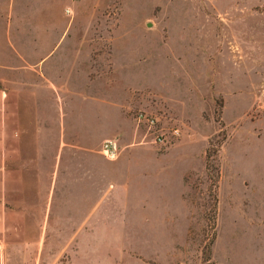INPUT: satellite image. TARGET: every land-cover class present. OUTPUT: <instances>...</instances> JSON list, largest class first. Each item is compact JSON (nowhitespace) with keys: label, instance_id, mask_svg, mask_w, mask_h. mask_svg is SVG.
I'll list each match as a JSON object with an SVG mask.
<instances>
[{"label":"rangeland","instance_id":"1","mask_svg":"<svg viewBox=\"0 0 264 264\" xmlns=\"http://www.w3.org/2000/svg\"><path fill=\"white\" fill-rule=\"evenodd\" d=\"M25 1L32 5L20 13L23 30L53 22L57 53L73 20L79 35L69 37L82 41L81 54L89 50L90 88L102 89L113 59L114 86L139 85L135 107L164 114L180 134L159 147L141 129L120 142L113 161L62 148L66 173L94 162L97 225L88 222L64 244L70 228L42 227L41 181H24L27 190L7 206L23 224L9 219L0 228V264H264V0ZM20 2L13 0L12 25ZM16 36L3 35L2 50L14 59L7 43L24 47ZM0 76V89L9 88V72ZM82 128L74 137L92 145L117 129ZM56 134L73 142L69 127ZM119 158L130 161L124 171ZM113 181L114 191L131 188L120 211Z\"/></svg>","mask_w":264,"mask_h":264},{"label":"crops","instance_id":"2","mask_svg":"<svg viewBox=\"0 0 264 264\" xmlns=\"http://www.w3.org/2000/svg\"><path fill=\"white\" fill-rule=\"evenodd\" d=\"M30 4L21 0L15 5L16 21L12 25L13 0H0V75L5 71L10 74L9 88L0 89V228L9 219H14L17 225L22 226L21 213L10 211L8 202L13 197L22 196L23 189L27 190L24 181H41L37 191L43 197L42 227L52 221L57 227L70 228L67 239L63 241L69 244L76 241L78 231L88 222L90 227L97 225V215L94 220L92 212L99 203L93 175L95 170L93 172L94 166H91L94 162H84L90 166L82 172L66 173L61 169L64 162L61 150L69 145L81 152L98 151L102 155L104 141L115 140L118 146L120 142L130 141L137 131H141L131 114L133 109H140L136 107H142L139 106L141 99L135 98V91L140 86L128 83L119 89L116 83L115 87L112 59L113 72L102 84V89L90 88L84 80L90 68L89 50L81 54L80 47L75 43L79 39L69 37L79 35L73 20H69L62 31L60 38H64L65 43L57 53L59 40L53 42L52 36L57 35V27L53 22L36 31L23 30L20 13L25 12ZM29 25L32 28V23ZM12 30L17 34V42H22L24 46H19V51L13 41L7 43L15 59L10 58L9 51L2 50L3 35L10 37ZM2 52H5L4 56ZM30 56L35 60L30 61ZM58 127H69L73 142L70 140V143H65L62 140L59 143L61 135L56 134ZM82 127L117 129L115 133L104 137L102 142L92 145L82 144L80 138L74 137L72 130L81 134ZM51 128L55 132L52 152L49 139ZM99 144L100 149L95 150ZM109 163L113 165L114 162ZM115 163L124 171L130 161L128 158H119ZM50 164L54 166L52 171L49 170ZM111 186L110 193L116 197L115 203L120 211L119 198L123 197L122 202L127 204L131 188L117 187L114 191V181ZM53 204L56 206L54 212ZM16 254H11V258Z\"/></svg>","mask_w":264,"mask_h":264},{"label":"built area","instance_id":"3","mask_svg":"<svg viewBox=\"0 0 264 264\" xmlns=\"http://www.w3.org/2000/svg\"><path fill=\"white\" fill-rule=\"evenodd\" d=\"M132 117L136 125L144 130V137H149L151 142L159 147H166L176 139L180 130L178 127L167 125L162 121L164 114L141 109H133ZM118 144L115 140L104 141L101 153L110 160H114L118 156Z\"/></svg>","mask_w":264,"mask_h":264},{"label":"trees","instance_id":"4","mask_svg":"<svg viewBox=\"0 0 264 264\" xmlns=\"http://www.w3.org/2000/svg\"><path fill=\"white\" fill-rule=\"evenodd\" d=\"M216 111H218V108H217V110Z\"/></svg>","mask_w":264,"mask_h":264}]
</instances>
